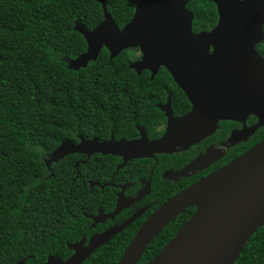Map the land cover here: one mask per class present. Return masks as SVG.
<instances>
[{"label":"trees","instance_id":"16d2710c","mask_svg":"<svg viewBox=\"0 0 264 264\" xmlns=\"http://www.w3.org/2000/svg\"><path fill=\"white\" fill-rule=\"evenodd\" d=\"M103 2L121 29L134 16L127 0H0V264L65 260L67 244L82 238L89 213L84 176L109 174L114 163L112 157L90 160L78 176L71 155L49 168L59 145L81 137L130 139L136 124L149 129L166 91L180 93L164 69L153 81L149 72L138 76L129 68L128 51L111 60L103 49L87 68H71L87 50L76 22L94 29L104 20ZM188 8L196 33L218 20L209 0H190ZM193 213L189 209L169 224L139 264H149ZM137 230L133 225L84 264H118ZM235 264H264V226Z\"/></svg>","mask_w":264,"mask_h":264},{"label":"water","instance_id":"95a60500","mask_svg":"<svg viewBox=\"0 0 264 264\" xmlns=\"http://www.w3.org/2000/svg\"><path fill=\"white\" fill-rule=\"evenodd\" d=\"M127 1L135 13L123 29L104 2V20L94 29L87 30L76 22L75 31L85 39L87 50L70 62L72 69L87 68L103 49L113 60L126 50L139 48L143 58L130 69L138 74L149 70L153 79L165 67L193 104L185 122L195 120L198 124L204 116L199 98L211 92L220 99L217 102H227L226 107L232 102L237 112L255 114L264 124V59L255 50L264 40V0H209L217 6L220 22L211 32L200 34L193 31L194 15L187 8L190 0ZM229 95L230 99L223 98ZM209 104H215L214 98ZM213 121L203 124L204 134L215 130L217 123ZM173 122L165 138L156 142H150L144 133L141 140L133 142L111 138L101 143L82 138L75 145L65 141L49 155L46 164L50 168L76 153L88 158L100 153L122 156L125 166L133 158L171 152L173 142L183 140ZM189 208H196L194 215L149 264H235L264 226V141L162 205L136 233L118 264H139L158 235ZM134 219L92 238L86 247L84 239L68 244L74 255L66 261L50 256L42 264H84Z\"/></svg>","mask_w":264,"mask_h":264},{"label":"flooded vegetation","instance_id":"af4514ba","mask_svg":"<svg viewBox=\"0 0 264 264\" xmlns=\"http://www.w3.org/2000/svg\"><path fill=\"white\" fill-rule=\"evenodd\" d=\"M215 8L218 20L214 27L199 33H196L193 28L195 34L211 32L218 26L220 15L216 5ZM263 45L264 40L255 46V50L264 59ZM126 51L130 52L129 54L132 56L131 64L139 62L143 58L139 48ZM212 52H214L213 47L210 49V53ZM163 69L169 73L162 66L153 79L149 70H143L141 74H138L135 70L133 71L138 76L144 72H149L151 74L150 79L153 81ZM170 76L173 79L171 74ZM174 83L180 93L177 90L175 94L166 91L167 97L165 101L155 103L154 114L159 117H153L148 122L149 129H147L146 125L136 124V134L130 139L116 140L114 136H111L116 142L122 140L133 142L141 140L145 135L150 142H156L165 138L170 122L174 121L173 126L177 130V135L182 136L181 139L183 140H175L173 142L174 145L170 148L171 152L154 153L148 158H133L125 166H123L124 158L119 155L95 153L88 158L89 156L86 154H72L75 158L74 168L78 176L80 175V169L87 166L90 160L112 157L111 161L114 163L113 171L109 174L99 173L95 177H91L89 174L84 176L85 184L87 183L86 186H88L86 196L88 201L87 211L89 213L85 214L87 223L82 238L73 244L79 243L84 239V246L86 247L92 238L116 229L132 218H135L134 222L112 238L110 242L135 224H138V232L147 220L166 202L209 175L224 168L264 141V124L261 123V119L257 115H246L244 111L237 112L234 104H231L232 102L229 103V107H226L228 103L224 101L217 102L220 99H216L211 92L202 94L199 98V106L204 109V116L198 121V124L195 125V120L190 123L189 120L185 122L186 116H189L193 110V104L186 92L175 81ZM205 89L211 90L207 87ZM227 97L223 98L230 99L231 96ZM212 98H214L215 104L208 105L209 100L211 102ZM227 108L229 110H226ZM212 119H214L213 122L217 123V127L214 131L204 134L203 124ZM111 138L106 141H100L98 138L94 139L102 143L110 141ZM81 139L82 137L78 143H72L78 145ZM189 209H194V213L196 212V208ZM69 251L71 254L67 259H62L63 261L74 255L72 250L69 249Z\"/></svg>","mask_w":264,"mask_h":264}]
</instances>
